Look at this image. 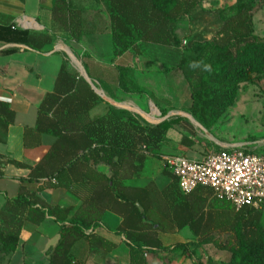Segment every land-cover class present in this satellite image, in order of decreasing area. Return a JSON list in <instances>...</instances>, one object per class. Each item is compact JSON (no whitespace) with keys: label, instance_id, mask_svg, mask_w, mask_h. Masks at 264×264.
Instances as JSON below:
<instances>
[{"label":"trees","instance_id":"obj_1","mask_svg":"<svg viewBox=\"0 0 264 264\" xmlns=\"http://www.w3.org/2000/svg\"><path fill=\"white\" fill-rule=\"evenodd\" d=\"M55 1L54 17L76 43L109 33L114 58L129 51L142 54L150 46L178 51L179 70L191 89L189 113L206 130L215 127L237 103L244 85L264 82V38L256 34L254 25L258 2L264 0H236L228 10L231 15L222 18L221 29L210 40L179 36L178 25L185 14L182 0H93L103 2L106 24L91 13L93 4L85 5L84 0ZM224 13L220 11L221 15ZM46 43L51 40L45 38ZM85 68L89 75L87 65ZM119 71L122 89L144 93L134 84L131 69ZM104 103L87 80L70 71L66 63L55 91L46 96L39 109L34 129L40 136L55 137V145L36 166L0 155V176L5 166L14 165L30 171L31 183L46 180L37 192L22 186L18 197L9 198L0 210V264H11L26 225L38 226L47 216L62 225L58 244L45 254L48 264H86L75 260L73 248L84 239L94 247L108 246L93 233L88 234L99 226L106 210L124 218L117 233L129 243L130 264H153L148 257L160 260V264H173L177 254L193 264H205L196 260L197 248L192 243L164 247L159 232L169 223L180 230L188 227L198 246L213 245L228 253L229 259L220 264H264L263 210L246 207L236 211L207 188L184 195L166 165L164 175L171 183L163 191L155 182L145 187L127 184L140 178L149 156L161 155L172 121L143 125L138 118L110 105L105 115L93 117L92 111ZM15 121L16 113L7 103L0 102V127L4 134ZM28 136L29 131L25 141L31 146ZM182 143L192 145L189 138ZM101 164L110 167L111 176L97 170ZM85 181L95 188L94 195L70 220V209L52 207L39 195L46 189H69ZM228 227L235 235L233 244H222L209 235L213 228ZM206 264L218 263L210 258Z\"/></svg>","mask_w":264,"mask_h":264},{"label":"crops","instance_id":"obj_2","mask_svg":"<svg viewBox=\"0 0 264 264\" xmlns=\"http://www.w3.org/2000/svg\"><path fill=\"white\" fill-rule=\"evenodd\" d=\"M55 5V0H0V102L7 103L16 113L15 124L6 134L0 127V155L36 166L55 145V137L40 136L34 129L41 105L46 96L55 91L62 66L67 63L70 55L68 53L73 52L83 57L89 79L93 85L95 83L101 88L102 96L98 95L105 103L92 111L93 117L105 115L109 105L119 107L122 103L135 109H127L131 113L151 116L155 106L160 114H167L165 120L172 121V128L167 133L158 159L165 163V156L179 152H190L194 159H203L204 156L192 151L195 148L192 141L196 136L194 120L189 113L192 96L190 86L178 67L181 59L178 51L174 48L150 46L145 49L151 53L136 54L129 51L114 58L112 39L109 36L84 38L81 43L73 41L55 19ZM45 38L50 39L51 43L45 44ZM39 45L41 49L38 48ZM122 68L132 70L134 84L144 90V93L135 90L127 92L120 87L119 70ZM69 70L72 71L71 68ZM142 106H146L148 111ZM153 117L156 119V116ZM28 131L31 146H27L25 141ZM184 138H189L192 145H184ZM148 159L139 179L149 172ZM97 170L108 176L112 174L110 167L104 164L99 165ZM2 171L0 210L6 206L9 198L18 197L22 186L33 193L46 182L42 180L31 183L28 181L30 171L14 165L5 166ZM135 180L138 179L129 182ZM170 183L160 188L155 182L161 191ZM94 191L95 188L85 181L69 189H46L39 195L52 207L70 209V220L93 197ZM123 222L122 216L106 210L99 226L94 232L88 231V234L93 233L108 246L94 247L88 240H81L73 248L75 260L86 264H130L129 243L124 235L117 233ZM1 225L0 220V227ZM61 226L50 216L38 226L27 224L21 234L20 246L11 258V264H48L45 254L53 245L47 248V240H55L57 237L60 239ZM187 230L192 235L181 238V234ZM159 238L166 248L197 242L188 227L180 230L171 223L159 232ZM183 258L182 264H193L191 260Z\"/></svg>","mask_w":264,"mask_h":264},{"label":"rangeland","instance_id":"obj_3","mask_svg":"<svg viewBox=\"0 0 264 264\" xmlns=\"http://www.w3.org/2000/svg\"><path fill=\"white\" fill-rule=\"evenodd\" d=\"M82 3L89 6L93 4V7H90L91 13L100 16L102 19L101 22L103 23L108 21L103 2L101 4L96 2V4L93 0H84ZM235 3L236 0H182V12L185 14L178 25L177 32L179 36L183 39H188L191 36L209 40L216 38L223 23L222 18L231 15L228 10L230 7L234 6ZM221 10L225 11L223 15L220 14ZM189 11L191 12L187 14ZM254 25L256 34L264 38V1L258 2L254 15ZM106 29H108V27H106ZM104 36L111 37L109 33ZM90 42H92V39ZM143 53L151 52L144 49ZM68 54L70 55L67 57V64L72 71L80 75L82 73L81 67L86 71L82 56L76 55L73 52ZM94 85L101 92V88L95 83ZM142 107L145 111H148L146 106ZM114 108L119 110V112H128L133 118H138L143 125L157 126L166 121L165 117L160 114L161 112H159L155 106L153 107V115L156 116V119H154L155 117H153V115L144 116L137 112L131 113L127 109L134 108H130L124 105V103ZM125 119L127 118L125 117ZM193 120L196 136L194 141H192L193 145H195L192 151L195 153L206 157L209 154L220 152L225 146L232 145L245 146L248 150L257 155H264V82L258 86L244 85L240 91L237 103L229 109L227 114L211 130H206L194 118ZM174 134L176 133L174 132ZM170 136L172 137V135ZM178 154L189 159L197 160L193 158L190 152H179ZM149 157L147 167L149 172L147 171L141 179L129 182L128 185L145 187L151 182H156L160 188H164L170 183V178L164 175L165 163L161 162L158 157ZM53 234L54 233H52V235ZM189 234L192 235L189 230L184 231L181 234V238ZM209 235L222 244L235 243V235L231 227L226 229L213 228ZM58 239L59 237L55 238V240L52 238L47 240V248L50 247V245L56 246L59 242ZM193 248H197L196 260L205 264L210 258L218 264L229 259L228 253L219 251L213 245L198 246L196 242L193 244ZM148 259H150L153 264L161 263L158 259H152L151 257H148ZM183 260L184 258L182 255L177 254L173 257V264H182L184 262ZM13 263H15V259Z\"/></svg>","mask_w":264,"mask_h":264},{"label":"built area","instance_id":"obj_4","mask_svg":"<svg viewBox=\"0 0 264 264\" xmlns=\"http://www.w3.org/2000/svg\"><path fill=\"white\" fill-rule=\"evenodd\" d=\"M164 162L184 195L207 188L236 211L246 207L264 211V155L230 145L201 160L173 154L165 156Z\"/></svg>","mask_w":264,"mask_h":264},{"label":"water","instance_id":"obj_5","mask_svg":"<svg viewBox=\"0 0 264 264\" xmlns=\"http://www.w3.org/2000/svg\"><path fill=\"white\" fill-rule=\"evenodd\" d=\"M71 57V56H70ZM81 75H82V77H84L86 80H87V82H89L91 85H92V88L95 90V92L97 93V94H99L100 96H102V93L92 84V82H91V80L89 79V77H88V74L86 73V71L84 70V72L82 71V73H81Z\"/></svg>","mask_w":264,"mask_h":264},{"label":"bare ground","instance_id":"obj_6","mask_svg":"<svg viewBox=\"0 0 264 264\" xmlns=\"http://www.w3.org/2000/svg\"><path fill=\"white\" fill-rule=\"evenodd\" d=\"M74 57V56H73ZM81 66V65H80ZM81 70L84 72L83 68L81 67Z\"/></svg>","mask_w":264,"mask_h":264}]
</instances>
